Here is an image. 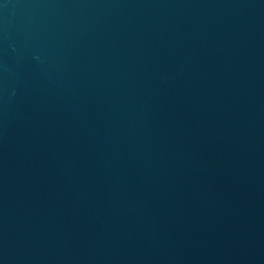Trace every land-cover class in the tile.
Segmentation results:
<instances>
[{
    "label": "water",
    "instance_id": "1",
    "mask_svg": "<svg viewBox=\"0 0 264 264\" xmlns=\"http://www.w3.org/2000/svg\"><path fill=\"white\" fill-rule=\"evenodd\" d=\"M0 264H264V0H0Z\"/></svg>",
    "mask_w": 264,
    "mask_h": 264
}]
</instances>
